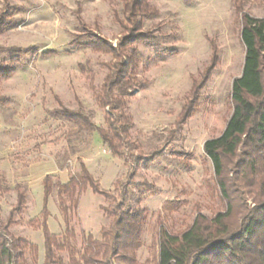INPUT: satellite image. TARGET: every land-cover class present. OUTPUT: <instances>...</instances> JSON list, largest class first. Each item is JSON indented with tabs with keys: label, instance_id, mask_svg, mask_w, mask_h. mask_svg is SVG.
<instances>
[{
	"label": "rangeland",
	"instance_id": "obj_1",
	"mask_svg": "<svg viewBox=\"0 0 264 264\" xmlns=\"http://www.w3.org/2000/svg\"><path fill=\"white\" fill-rule=\"evenodd\" d=\"M244 1V12L264 17V0ZM149 4L158 15L145 20L143 28L152 29L159 40L155 46L137 47L136 81L144 87L126 98L125 114L132 122L129 139L137 149L125 152V160L113 156L97 134H81L73 124L50 115L61 103L68 110L81 108L97 127L106 129L107 109L97 96L111 56L90 46L77 48L72 41L86 43L85 27L116 46L122 32L115 17L123 19L121 0H0V13L6 12L10 22L0 34V48L23 53L13 63L16 53L0 52V65L21 64L11 77L0 78V98L5 99L0 104V177L8 188L0 195V224L14 208L15 187L20 186L25 204L9 232L37 247L36 264L44 259L42 232L35 228L45 205L42 182L51 176L54 184H67L80 173L79 162L112 199L90 189L79 192L76 207L67 200L66 225L54 187L45 205L47 228L69 246L58 253L63 264H68L69 249L77 258L82 255L88 236L100 240L101 229L110 223L102 208L121 203L123 191L128 193L125 206L147 214L138 264H155L160 225L178 233L198 212L211 218L222 210L202 146L221 135L232 112L231 84L241 73L244 56L238 16L232 0ZM210 44L216 48L217 65L199 91L196 112L177 127L192 78L199 80L209 62ZM155 153L162 155L146 164ZM164 207L173 211L167 213ZM26 258L31 264L29 252Z\"/></svg>",
	"mask_w": 264,
	"mask_h": 264
},
{
	"label": "trees",
	"instance_id": "obj_2",
	"mask_svg": "<svg viewBox=\"0 0 264 264\" xmlns=\"http://www.w3.org/2000/svg\"><path fill=\"white\" fill-rule=\"evenodd\" d=\"M121 2L123 19L115 16L122 29L116 46L86 31L85 27L82 37L87 39L86 43H77V38L72 41L77 48L90 46L96 52L111 56V62L105 65L107 75L97 96L99 105L107 109L106 129L97 127L91 116L81 108L68 110L58 103L59 109L51 111L50 115L73 124L81 134H97L113 156L125 158V152L137 149L129 139L132 122L125 114L126 98L134 90L144 87L136 81L137 47L155 46L159 35L152 29L143 28L145 20L158 15L151 8L150 0ZM232 3L239 19V39L244 48L243 65L240 75L231 84L232 112L223 132L219 137L205 141L202 146L204 157L212 167L214 189L222 210L211 218L198 212L192 224L178 233L160 225L157 229L155 264H264V17L255 18L244 12V0H232ZM5 13H0V34L10 24ZM78 23L83 26L79 18ZM210 46L209 62L199 73V80L192 78L188 98L175 121L177 127L196 112L199 91L217 65L216 48L212 44ZM0 52L16 53L17 56L11 58L13 63L18 62L20 53L23 54L16 48H0ZM20 66V62L17 66L1 64L0 78L11 77ZM3 102L5 99L0 98V104ZM161 155L152 154L146 158V164ZM79 167L80 173L71 176L67 184H54L51 176H46L42 182L45 205L54 187H57L59 210L66 225L69 224L70 209L66 205L67 200L76 207L79 192L90 189L93 194L112 199L110 194L100 189L99 182L82 162H79ZM140 186L153 189L146 183ZM7 192L8 188L0 177V195ZM15 192V206L5 223L0 224V264H29L27 252L30 253L31 264H36L37 247L9 232V227L15 222L14 217L21 213L25 204L22 188L16 186ZM127 196L128 193L123 191L121 203L102 208L110 219L108 227L101 229L100 240L91 236L86 238L79 258L74 250L69 249L68 264H138L136 254L142 246L147 214L144 210L125 206ZM45 205L35 226L43 236L42 264H63L58 253L69 246L49 232ZM163 210L167 213L173 211L168 207ZM70 233L66 229L65 234Z\"/></svg>",
	"mask_w": 264,
	"mask_h": 264
}]
</instances>
